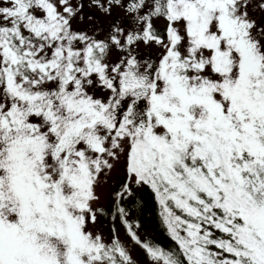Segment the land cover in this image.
Listing matches in <instances>:
<instances>
[{
	"label": "snow or ice",
	"instance_id": "6c2138e0",
	"mask_svg": "<svg viewBox=\"0 0 264 264\" xmlns=\"http://www.w3.org/2000/svg\"><path fill=\"white\" fill-rule=\"evenodd\" d=\"M0 264H264V0H0Z\"/></svg>",
	"mask_w": 264,
	"mask_h": 264
}]
</instances>
